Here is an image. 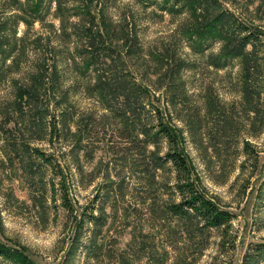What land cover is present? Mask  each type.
Segmentation results:
<instances>
[{
  "label": "rangeland",
  "instance_id": "obj_1",
  "mask_svg": "<svg viewBox=\"0 0 264 264\" xmlns=\"http://www.w3.org/2000/svg\"><path fill=\"white\" fill-rule=\"evenodd\" d=\"M222 3L264 38V0ZM57 8L54 0L43 12L44 21L27 29L15 17L5 30L12 38L27 31L30 38L42 34L56 42ZM124 11L133 12L145 50L170 52L162 70L185 60L183 99L173 105L165 87L152 93L181 129L197 186L233 214L228 235L222 238L217 230L202 229L194 217L169 209L178 200L168 186L172 173L151 157L152 152L162 155L165 143L149 142L141 131L125 130L117 119L103 115L77 78L83 75L76 57L63 67L74 116L64 135L68 138L61 141L51 143L49 133L39 134L34 111L15 113L9 107V77L0 81V244L19 252L20 264H244L264 243V39L260 69L248 77L238 59L214 66L221 42L203 54L193 52L177 29L188 19L185 13L172 15L160 4L143 10L138 0H111L114 19ZM19 12V6L0 0V24ZM59 46L65 55L74 53L72 39ZM27 59L20 72L31 68L35 54ZM129 62L136 69L133 59ZM140 68L139 76L159 77L152 71L157 67ZM20 72L12 76L20 78ZM19 263L0 257V264Z\"/></svg>",
  "mask_w": 264,
  "mask_h": 264
},
{
  "label": "trees",
  "instance_id": "obj_2",
  "mask_svg": "<svg viewBox=\"0 0 264 264\" xmlns=\"http://www.w3.org/2000/svg\"><path fill=\"white\" fill-rule=\"evenodd\" d=\"M9 1L12 6H19L20 11L0 24V81L9 77L12 87L9 107L21 116L34 111L39 134L44 131L49 133L51 143L67 139L68 136L64 135L74 112L69 90L63 87V67L78 57L77 69L83 76L76 77L82 79L87 95L100 103L105 111L103 115L117 119L125 130L141 131L149 142L159 139L165 143L163 154L152 152L151 157L158 167L167 166L172 173L173 183L168 186L178 200L171 202L169 209L194 217L202 229H214L220 232L222 238L226 237L233 214L197 186L183 146L181 129L154 101V93L164 87L163 92H171L173 105L183 99L180 76L185 60L172 62V67L162 70L165 61L170 60V57L167 58L170 52L163 48L145 50L133 12L124 11L114 19L110 13L111 0H98L95 4L94 0H73L70 6L66 2L64 4L65 0H57L61 22L59 29L54 31L56 42L42 34L30 38L27 31L19 38L13 34L12 38L11 32L5 29L8 23L12 24L13 18L16 17V23L24 22L28 29L35 21H44L43 12L54 0ZM138 4L143 10L160 4L162 10L172 15L185 13L188 19L177 29L195 53L203 54L214 42H221L219 52L212 59L217 68L226 67L238 59L245 76H254L259 71L262 59L258 50L264 39L262 32L240 21L225 8L222 0H138ZM73 16H78L74 22L70 20ZM48 26L54 27V24L49 23ZM70 39L75 46L74 53L65 55L59 44ZM249 45L252 46L250 50L247 48ZM31 52L35 54L33 65L20 72ZM129 58L133 59L136 69L132 70ZM189 65L194 67L196 64ZM146 66L157 67L152 70L159 76L156 80L148 75L149 72L146 76H139L140 67ZM17 71L21 73L20 78L12 76ZM163 75H167L169 80L162 81L160 76ZM245 86L246 92L248 85ZM143 111L147 113L141 116ZM51 112L53 115L49 118ZM128 113H132V117L127 116ZM76 140L81 141V137ZM45 158L48 161L51 159L48 156ZM256 250L244 264L264 262V243ZM19 256V252L0 244V257L19 263L22 259Z\"/></svg>",
  "mask_w": 264,
  "mask_h": 264
}]
</instances>
